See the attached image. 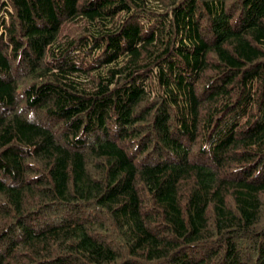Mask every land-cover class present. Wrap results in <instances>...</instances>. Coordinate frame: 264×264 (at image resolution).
Wrapping results in <instances>:
<instances>
[{
    "label": "trees",
    "instance_id": "16d2710c",
    "mask_svg": "<svg viewBox=\"0 0 264 264\" xmlns=\"http://www.w3.org/2000/svg\"><path fill=\"white\" fill-rule=\"evenodd\" d=\"M0 264H264V0H0Z\"/></svg>",
    "mask_w": 264,
    "mask_h": 264
},
{
    "label": "rangeland",
    "instance_id": "374dc122",
    "mask_svg": "<svg viewBox=\"0 0 264 264\" xmlns=\"http://www.w3.org/2000/svg\"><path fill=\"white\" fill-rule=\"evenodd\" d=\"M8 19H9V18H8ZM8 19H7V20H8Z\"/></svg>",
    "mask_w": 264,
    "mask_h": 264
}]
</instances>
